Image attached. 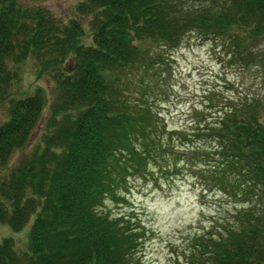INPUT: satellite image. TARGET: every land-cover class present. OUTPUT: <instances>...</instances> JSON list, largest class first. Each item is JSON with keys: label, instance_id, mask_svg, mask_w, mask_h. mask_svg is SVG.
I'll list each match as a JSON object with an SVG mask.
<instances>
[{"label": "trees", "instance_id": "16d2710c", "mask_svg": "<svg viewBox=\"0 0 264 264\" xmlns=\"http://www.w3.org/2000/svg\"><path fill=\"white\" fill-rule=\"evenodd\" d=\"M189 33L262 63L252 49L264 35V0H79L66 19L0 0V227L25 230L19 247L0 236V264H140L142 226L101 206L150 171L190 174L247 209L224 235H189L175 264H264V99L227 106L188 135L148 101L162 62L156 48L173 49ZM27 60L47 93L15 92V67ZM46 105L37 140L8 165Z\"/></svg>", "mask_w": 264, "mask_h": 264}, {"label": "rangeland", "instance_id": "374dc122", "mask_svg": "<svg viewBox=\"0 0 264 264\" xmlns=\"http://www.w3.org/2000/svg\"><path fill=\"white\" fill-rule=\"evenodd\" d=\"M20 1L43 5L57 18L66 19L79 0ZM253 44L252 50L264 56V35L256 38ZM156 50L162 55V62L154 67L155 73L149 77L153 94L148 101L170 129L186 135L195 133L198 125L217 122L227 106L253 96L264 99V57L262 63L243 60L226 41L202 40L194 33L185 35L173 49ZM15 68L19 74L14 86L17 94L30 92L36 85L48 92L49 83L35 77L32 60L20 62ZM47 100L49 102L50 95ZM46 114L47 105L28 144L12 153L8 165L35 143ZM260 119L264 121V112ZM200 183L187 173L169 178L150 171L143 177L128 178L127 188L119 198L104 200L101 208L110 218L131 216L142 226L145 233L134 256L138 263L175 264L176 260L184 261L189 235L205 229L224 235L223 229L238 226L242 214L247 211L241 204H234L215 191H207ZM212 224L219 232L211 228ZM28 226L29 223L25 225ZM2 235L10 236L17 247L25 240V230L13 233L1 226Z\"/></svg>", "mask_w": 264, "mask_h": 264}]
</instances>
